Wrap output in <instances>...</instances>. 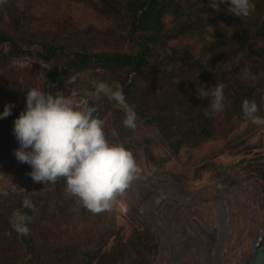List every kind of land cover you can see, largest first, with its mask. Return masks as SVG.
<instances>
[{
  "label": "rangeland",
  "instance_id": "1",
  "mask_svg": "<svg viewBox=\"0 0 264 264\" xmlns=\"http://www.w3.org/2000/svg\"><path fill=\"white\" fill-rule=\"evenodd\" d=\"M30 1L35 20L26 34L40 42L32 46L33 52L43 51L41 43L55 37L58 27L76 31L111 26L87 1ZM164 26L160 22L154 29ZM47 67L33 54L14 58L0 69V78L12 79L8 74L15 72L21 80L19 91L14 97L12 93L14 116L25 109L28 89L41 90L39 79ZM248 73L250 81L256 82ZM89 80L86 73L74 75L58 95L91 97L96 84ZM110 86L120 87L118 83ZM94 103L90 106L98 111L93 115L106 122L108 140L123 143L133 152L142 169L140 178L99 214L84 211L64 189L60 211L55 201L41 204L36 212L28 236L32 247L21 235L12 239L11 230H4L0 264H53L58 256L61 260L59 249L64 255L71 248L83 250L89 240L97 255L94 264H246L264 235V125L251 123L231 101H224L217 134L174 156L145 120L137 116L133 131L122 126L124 112L115 101L101 94ZM13 184L16 190L0 199L6 201L0 213L8 219L17 210L23 212V201L38 196L44 186L26 172L0 176V191L11 190ZM138 235L143 242H138Z\"/></svg>",
  "mask_w": 264,
  "mask_h": 264
},
{
  "label": "trees",
  "instance_id": "2",
  "mask_svg": "<svg viewBox=\"0 0 264 264\" xmlns=\"http://www.w3.org/2000/svg\"><path fill=\"white\" fill-rule=\"evenodd\" d=\"M79 1H87L90 8L108 19L110 28L82 27L74 31L58 27L55 37L41 43L45 46L41 52L31 49L39 39L26 34L35 20L31 1L8 0L0 5V69L14 58L34 54L48 65L39 87L52 95H58L70 77L84 73L90 76V83H118L127 103L158 131L174 156L184 147L201 146L218 132L219 115L205 116L209 100L196 95L200 82L206 87L223 83L225 101L240 110L244 99L255 100L257 115L264 117V0H251L255 8L247 17L227 13L226 3H220L217 12L209 6L211 0ZM160 22L165 26L155 30L154 25ZM245 70L256 82L242 78ZM16 74H8L12 79L0 78V113L6 104L14 105L12 93L14 97L22 86L17 84L21 80ZM14 109L15 105L11 115L0 119V176L31 171L14 155L20 147L12 132L19 116H14ZM64 189L62 179L44 184L32 199L36 211L23 210L31 217L29 229L41 204L57 201L60 211L59 203L65 204ZM0 199L6 197L0 195ZM5 202L0 201V205ZM7 228L13 239L17 233L0 213V244ZM28 236L30 231L22 238L32 247ZM137 238L139 243L144 241L142 235ZM91 244L89 240L85 249L71 248L65 255L59 249L61 260L58 256L53 264H94L97 255Z\"/></svg>",
  "mask_w": 264,
  "mask_h": 264
},
{
  "label": "clouds",
  "instance_id": "3",
  "mask_svg": "<svg viewBox=\"0 0 264 264\" xmlns=\"http://www.w3.org/2000/svg\"><path fill=\"white\" fill-rule=\"evenodd\" d=\"M7 3L8 0H0V5ZM220 3H226V12L237 17H247L255 8L251 0H211L209 6L219 12ZM248 76L245 70L242 78ZM224 88L223 83L206 87L200 82L196 95L200 100L208 99L210 106L204 110L205 116L215 117L225 110ZM101 94L115 101L124 112L122 126L134 131L137 128L134 108L127 103L121 87L113 88L106 82H98L91 97L86 94L80 99L71 94L52 95L30 88L26 93L25 109L14 120L12 129L20 145L14 151L16 160L31 167L26 175L46 186L62 179L65 191L93 214L109 210L117 195L124 193L142 172L133 152L123 143L110 142L105 131L106 122L93 115L98 110L90 106V102L95 105V99ZM13 107V104H6L0 119L11 115ZM241 110L251 123L264 125V117L257 115L259 106L255 100L244 99ZM15 190L16 184H13L11 191ZM8 194V190L0 191L4 197ZM22 206L36 211L30 199H25ZM9 223L18 235H29L31 217L28 214L17 210Z\"/></svg>",
  "mask_w": 264,
  "mask_h": 264
},
{
  "label": "water",
  "instance_id": "4",
  "mask_svg": "<svg viewBox=\"0 0 264 264\" xmlns=\"http://www.w3.org/2000/svg\"><path fill=\"white\" fill-rule=\"evenodd\" d=\"M260 241L261 242L259 246L250 255V258L246 264H264V236Z\"/></svg>",
  "mask_w": 264,
  "mask_h": 264
},
{
  "label": "bare ground",
  "instance_id": "5",
  "mask_svg": "<svg viewBox=\"0 0 264 264\" xmlns=\"http://www.w3.org/2000/svg\"><path fill=\"white\" fill-rule=\"evenodd\" d=\"M223 202H224V201H223ZM226 209H227V208H226ZM221 235L223 236V234H221ZM263 236H264V235H261V236L259 237V239L257 240L255 249L259 246V244H260V242H261L260 240H261V238H262ZM222 241H223V240H222ZM222 241H221L220 244L216 245V248L222 246ZM224 247H226L225 244H224ZM225 251H226V250H225Z\"/></svg>",
  "mask_w": 264,
  "mask_h": 264
}]
</instances>
